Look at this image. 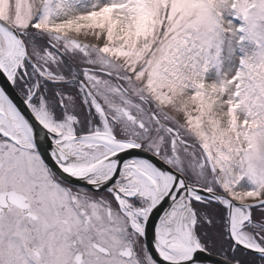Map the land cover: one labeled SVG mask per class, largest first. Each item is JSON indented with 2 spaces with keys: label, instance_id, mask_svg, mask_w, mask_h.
Listing matches in <instances>:
<instances>
[{
  "label": "snow or ice",
  "instance_id": "snow-or-ice-1",
  "mask_svg": "<svg viewBox=\"0 0 264 264\" xmlns=\"http://www.w3.org/2000/svg\"><path fill=\"white\" fill-rule=\"evenodd\" d=\"M0 264H264V0H0Z\"/></svg>",
  "mask_w": 264,
  "mask_h": 264
}]
</instances>
